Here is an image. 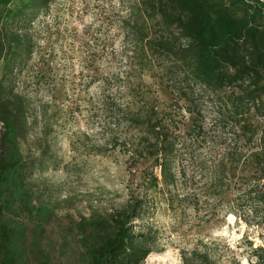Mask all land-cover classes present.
Wrapping results in <instances>:
<instances>
[{"label":"rangeland","instance_id":"1","mask_svg":"<svg viewBox=\"0 0 264 264\" xmlns=\"http://www.w3.org/2000/svg\"><path fill=\"white\" fill-rule=\"evenodd\" d=\"M133 1L53 0L33 25L35 53L17 86L29 103L30 131L21 151L34 158L44 149L47 165L30 182L33 208L12 214L21 227L16 264H87L96 229L146 196L150 211L137 223L156 233L157 245L144 264H184L195 251L207 252L217 264H257L253 252L264 247L262 216L245 214L247 225L225 203L244 192L238 186L211 188L213 162L228 153L233 139L216 127V100L195 98L207 138L193 140L180 164L187 175L181 194L187 204L198 201L197 211L169 206L162 186L155 189L143 176L153 171L160 177L151 162L131 165L128 146L139 137L127 124L133 101L171 112L182 133L193 118L184 104L174 103L177 75L169 80L161 66L143 69L130 59L124 21ZM2 129L0 124V135Z\"/></svg>","mask_w":264,"mask_h":264},{"label":"trees","instance_id":"2","mask_svg":"<svg viewBox=\"0 0 264 264\" xmlns=\"http://www.w3.org/2000/svg\"><path fill=\"white\" fill-rule=\"evenodd\" d=\"M52 3L0 0V264L17 262L21 227L12 214L31 208V179L47 165L44 149L34 158L21 151L30 131L29 103L17 86L35 53L33 25ZM128 10L124 25L130 59L143 69L161 66L169 80L177 75L179 97L174 103L184 104L193 116L182 133L171 112L152 102L133 101L127 124L139 137L128 146L132 167L151 162L160 177L145 172L149 184L162 186L170 207L187 204L188 197L181 194L187 175L180 164L193 140L207 138L195 98H212L219 106L216 127L231 132L233 139L228 153L213 162L211 188L238 186L244 193L226 199L230 211L239 218L261 215L264 221V5L255 0H134ZM187 205L199 209L198 201ZM149 211L147 196L138 198L113 212L101 228L94 227L87 264H144L157 245L156 233L137 223ZM253 255L257 264H264V247ZM183 260L217 264L207 252L195 251Z\"/></svg>","mask_w":264,"mask_h":264},{"label":"built area","instance_id":"3","mask_svg":"<svg viewBox=\"0 0 264 264\" xmlns=\"http://www.w3.org/2000/svg\"><path fill=\"white\" fill-rule=\"evenodd\" d=\"M259 5H264V0H255Z\"/></svg>","mask_w":264,"mask_h":264}]
</instances>
